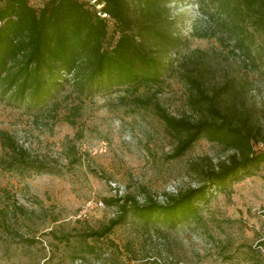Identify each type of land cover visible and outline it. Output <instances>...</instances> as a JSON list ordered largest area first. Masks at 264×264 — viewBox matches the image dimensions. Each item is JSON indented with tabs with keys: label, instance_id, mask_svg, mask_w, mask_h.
<instances>
[{
	"label": "rangeland",
	"instance_id": "rangeland-1",
	"mask_svg": "<svg viewBox=\"0 0 264 264\" xmlns=\"http://www.w3.org/2000/svg\"><path fill=\"white\" fill-rule=\"evenodd\" d=\"M263 12L237 17L215 0H173L178 43L163 55L160 85L138 92L151 97L148 106L132 103L126 86L83 93L73 83L41 112L0 99V132L29 161L0 164V264H264V163L211 187L179 221L131 211L109 235L86 236L116 217L126 197L166 204L202 185L205 171L233 153L204 136L171 157L177 138L156 104L199 117L185 73L208 86L234 77L264 131ZM10 149L0 142V163Z\"/></svg>",
	"mask_w": 264,
	"mask_h": 264
},
{
	"label": "trees",
	"instance_id": "trees-1",
	"mask_svg": "<svg viewBox=\"0 0 264 264\" xmlns=\"http://www.w3.org/2000/svg\"><path fill=\"white\" fill-rule=\"evenodd\" d=\"M0 0V99L15 107L38 112L57 105V95L73 83L83 93L126 86L131 102L148 106L151 97L138 94L143 86H159L164 72L163 55L178 43L170 30L173 0H98L101 16L91 0ZM222 12L240 17L247 9H264V0H215ZM134 5V6H133ZM264 22V12L258 16ZM189 101L199 117L176 116L156 104L157 113L177 138L172 158L185 155L202 137L223 143L233 153L227 161L205 171L202 185L191 187L168 203L153 198L140 204L128 196L119 214L87 237L103 238L122 224L131 211L147 219L164 215L179 221L195 210V202L211 187L264 163V131L246 106L243 88L227 79L208 86L202 75L187 72ZM122 98L126 99L125 96ZM0 142L11 146L6 168L28 165L26 152L0 132ZM119 202V200H116ZM115 202V201H114Z\"/></svg>",
	"mask_w": 264,
	"mask_h": 264
},
{
	"label": "built area",
	"instance_id": "built-area-1",
	"mask_svg": "<svg viewBox=\"0 0 264 264\" xmlns=\"http://www.w3.org/2000/svg\"><path fill=\"white\" fill-rule=\"evenodd\" d=\"M91 2L93 3V4H96V7H97V9H98V13L101 15V16H103V17H108V14L106 13V12H104V11H102V8H103V6H104V4L103 3H100L98 0H91Z\"/></svg>",
	"mask_w": 264,
	"mask_h": 264
}]
</instances>
